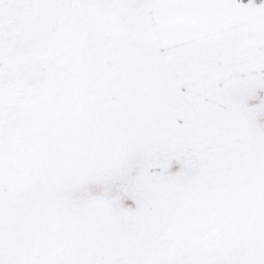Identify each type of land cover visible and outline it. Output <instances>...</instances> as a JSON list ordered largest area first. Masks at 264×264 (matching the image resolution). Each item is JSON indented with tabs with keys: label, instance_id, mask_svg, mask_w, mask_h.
<instances>
[{
	"label": "rangeland",
	"instance_id": "obj_1",
	"mask_svg": "<svg viewBox=\"0 0 264 264\" xmlns=\"http://www.w3.org/2000/svg\"><path fill=\"white\" fill-rule=\"evenodd\" d=\"M243 4L167 50L147 0H0V264H264V0Z\"/></svg>",
	"mask_w": 264,
	"mask_h": 264
},
{
	"label": "crops",
	"instance_id": "obj_2",
	"mask_svg": "<svg viewBox=\"0 0 264 264\" xmlns=\"http://www.w3.org/2000/svg\"><path fill=\"white\" fill-rule=\"evenodd\" d=\"M150 27L161 48L173 49L220 36L246 24L239 0H147Z\"/></svg>",
	"mask_w": 264,
	"mask_h": 264
},
{
	"label": "trees",
	"instance_id": "obj_3",
	"mask_svg": "<svg viewBox=\"0 0 264 264\" xmlns=\"http://www.w3.org/2000/svg\"><path fill=\"white\" fill-rule=\"evenodd\" d=\"M240 2L247 3L248 0H239Z\"/></svg>",
	"mask_w": 264,
	"mask_h": 264
}]
</instances>
